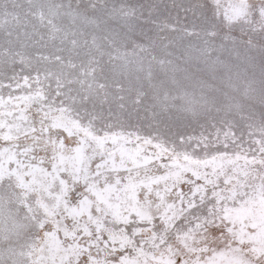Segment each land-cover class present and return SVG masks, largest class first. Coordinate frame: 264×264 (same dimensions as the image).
<instances>
[{
    "label": "snow or ice",
    "instance_id": "6c2138e0",
    "mask_svg": "<svg viewBox=\"0 0 264 264\" xmlns=\"http://www.w3.org/2000/svg\"><path fill=\"white\" fill-rule=\"evenodd\" d=\"M25 3L0 9V264H264V0Z\"/></svg>",
    "mask_w": 264,
    "mask_h": 264
},
{
    "label": "rangeland",
    "instance_id": "374dc122",
    "mask_svg": "<svg viewBox=\"0 0 264 264\" xmlns=\"http://www.w3.org/2000/svg\"><path fill=\"white\" fill-rule=\"evenodd\" d=\"M16 2L18 4L23 5V7L12 9V0H7V6L10 10L18 11L21 14V16L23 17L24 13H25V9H27L28 5L25 3V0H16ZM112 2H115V3L125 2V3H130V4H136V5H138V4H149V3H159L161 5L162 10H163V6L164 5H171L173 3V0H112ZM175 2L176 3H181V2L186 3L187 0H175ZM4 6H5V0H0V9H2ZM169 10H171V9H169ZM166 14L167 13H165V15ZM95 15L101 19L102 23L106 19L103 11L98 10L95 13ZM172 15H173V17H175V15H176V12L174 10H172ZM182 16H183V13H181V17ZM29 19H31V18L29 17ZM114 23L115 22L112 20L107 21L108 26H112ZM130 24L134 28H136L137 31H139V27H137V21L132 20V21H130ZM144 27H145V29L147 28V26H144ZM256 71L258 72L259 69L257 68ZM201 74H204V73H201Z\"/></svg>",
    "mask_w": 264,
    "mask_h": 264
}]
</instances>
